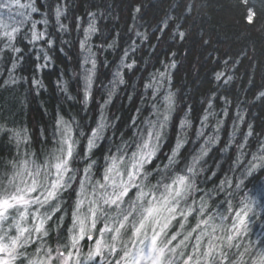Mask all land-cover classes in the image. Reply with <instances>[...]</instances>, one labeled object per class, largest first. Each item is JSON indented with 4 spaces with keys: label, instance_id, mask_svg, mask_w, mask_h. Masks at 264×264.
<instances>
[{
    "label": "snow or ice",
    "instance_id": "6c2138e0",
    "mask_svg": "<svg viewBox=\"0 0 264 264\" xmlns=\"http://www.w3.org/2000/svg\"><path fill=\"white\" fill-rule=\"evenodd\" d=\"M249 2L240 0L247 9L244 19L251 25L256 12L253 7H248ZM43 7L37 5V0L26 3L0 0V9L15 10V15L13 12L8 15L17 25L5 23L0 12V37L4 43V47L0 48V59L6 58L10 64L3 85L14 86L19 80L26 79L15 76L19 62L24 59V49L18 47L17 42L21 26L26 21H30V27L19 36V40H27L28 45L33 47L39 46L38 60L52 61L51 53L57 50V43L71 46V42L61 35L70 32L69 26L61 22L66 15L67 4L61 0L52 13L59 29L55 36L49 31V18L43 21L32 19V14ZM184 7L190 13L194 5ZM139 11L137 7L136 12ZM87 15V26L82 29V38L78 40L80 72L72 73L73 79L79 76L82 82L79 91L83 98L79 102L84 111H88V104L94 98V83L98 75L97 52L93 51L91 38L100 31L96 13L88 12ZM17 17L21 19L17 20ZM80 19L76 18L78 32L81 31ZM170 19L166 14L161 22L163 27L157 31L167 28ZM41 24L45 26L43 30ZM135 34L142 40L149 39L146 33L137 31ZM177 34L180 39L186 35L179 28ZM115 46L114 39L107 48ZM97 47L104 50L103 45ZM137 48L133 41L124 50L112 79L107 85H102L106 98L100 104V115L94 127L86 131V126L75 115L65 118L58 110L51 133L56 147L25 151L23 161H0V165L16 169L11 175L5 172L7 183L0 178V264H264V241L260 242L261 247L249 244L243 251H240V244L234 243L249 232L250 214H254L257 196L264 198V136L255 133L252 124H247V131L237 142L235 137L240 131L239 124L245 123L243 112L238 111L230 138L219 149L221 152H227L230 147L235 149V159H232L229 168V171L241 175L235 189L246 187L247 181L255 192V195L242 196L235 203L234 192L227 191L233 186L232 179L226 176L216 184L212 181L216 172L203 167L205 157L214 146L222 143L220 132L225 124L224 117L229 115L227 105L232 103L227 97H219L213 92L212 98L208 99L200 127L195 129V136L203 138V143L190 159H185L181 151L188 143V130L193 128L189 118L190 108L179 121L174 146L161 157L162 141L166 139V129L177 108V93L171 90L172 75L167 71L176 67L174 59L164 65L165 70L149 72L147 81L142 82V87L151 90L152 97L157 101L152 103L150 113L156 119L145 118L143 121L148 125L146 134L141 130L125 140V133L121 132L120 143L110 145L107 152L101 150L99 142L112 139L106 133L112 129L115 135V121L120 119L116 116L110 120L106 115L107 106L119 86L127 83L126 71L135 69L137 60L131 58L130 53L134 54ZM58 51L65 52V48L60 47ZM11 53L18 55L13 57ZM65 55L68 60L73 59L67 52ZM102 63L107 66L108 61ZM46 67L47 63L36 65L37 69ZM225 76L224 72H216L214 79L230 83L233 78L227 76L225 79ZM28 79L39 91L42 82L35 76ZM68 84L67 80H57L67 99L76 100L70 94ZM165 85L168 87L162 92ZM148 94H141V100ZM258 98L264 99V91L259 92ZM128 99L131 101L133 94H129ZM216 99H223L225 103L220 114L214 111ZM136 112L141 113V109L138 107ZM210 117L215 118V124L211 125V132H206ZM136 119V116L132 118L133 127ZM0 132L4 135L11 132L17 141V149L21 142L26 147L30 146L31 138L26 137L22 141L18 130L0 125ZM38 133L40 142L48 140L47 129L41 127ZM254 135L258 141L257 148L248 152L249 138ZM97 150H101L103 162L101 157L96 156ZM217 167L220 165L217 164ZM205 171H211L205 183L212 181L214 185L206 190L198 186V178ZM22 176L27 179L17 183V178ZM197 193L200 194L198 199L195 196ZM221 194H224L223 200L219 199ZM66 195L68 199H65ZM69 200L72 202L69 203ZM261 203L264 205V200ZM190 218L195 220L194 225H190ZM217 218L220 221L218 224L215 223ZM29 222L30 226H26ZM209 225L211 231H208ZM217 230L221 234L217 235ZM53 234L55 247L49 244ZM181 236L183 238L174 245L173 242ZM205 237L208 238L206 247L203 246ZM62 238H65V243H60ZM190 240H194L192 254L186 256L184 249L189 246L187 242ZM84 247L88 251L82 261L81 249ZM234 248L237 251H232Z\"/></svg>",
    "mask_w": 264,
    "mask_h": 264
},
{
    "label": "trees",
    "instance_id": "16d2710c",
    "mask_svg": "<svg viewBox=\"0 0 264 264\" xmlns=\"http://www.w3.org/2000/svg\"><path fill=\"white\" fill-rule=\"evenodd\" d=\"M21 2L26 3L30 0H21ZM60 2L61 0H37V5L44 7L41 11L32 14V19L38 21H43L45 18L51 20L49 31L53 36L59 29L52 19V13L55 5ZM63 2L67 4V11L61 22L69 26L70 32L61 35L63 39L71 42V46L57 43V50L51 53L52 61L38 60L39 46L33 47L28 45L27 40H19V36L30 27V21H26L21 26L17 42V46L24 49V59L19 62L15 72L17 78L26 79L19 80L14 86L3 85V80L8 77L6 69L10 64L6 58L0 59V125H4L6 129L20 131L22 141L26 137L31 138L29 147L21 142L17 149V141L12 133L4 135L0 132V161H23L25 151H42L44 148L51 150L56 147L51 139V133L58 110L65 118L75 115L86 126V131L94 127L100 115V104L106 98L102 85H107L112 79L124 50L135 41L138 48L130 55L137 60V65L133 71H126L127 83L119 86L118 92L107 106L108 118L112 120L119 116L120 119L115 121V135L112 129L106 133V136L112 139L99 142L101 150L107 152L110 145L120 143L121 132L125 133V140L141 130L146 134L148 125L143 121L145 118L156 119V116L150 113H152V103L157 101L152 97L151 90L142 87V82L147 81L149 72H155L157 69L165 70L164 65L174 59L176 67L168 68L167 71L172 75L171 90L177 93V108L166 129V139L162 141L161 157L169 152L171 146H174L179 121L183 118L184 112L190 108L189 118L193 122V128L188 130V143L181 151L185 159L191 158L203 143V138L195 136V129L200 127L207 101L215 92L219 97H227L232 103L227 105L229 115L224 117L225 124L220 132L222 143L214 146L205 157L206 164L203 167L216 172V176L212 177V181L216 184L226 176L232 179L233 186L227 188V191L234 192V203L244 195H255L253 186L247 181H245L247 186L244 188L234 187L241 178L239 172L229 171L232 159H235L234 147H230L227 152H221L219 149L223 147V142H227L230 138L233 120L238 111L243 112L245 123L239 124L240 131L235 137L237 142L242 140L241 134L247 131V124H252L254 132L264 136V99L258 98L259 92L264 91V0H250L248 7H253L256 12L254 23L251 25L244 19L247 9L240 0H63ZM185 5H194L190 13L186 11ZM137 7L140 8L139 12H136ZM0 12L3 13L5 23L17 26L8 15L10 12L15 15L14 9H0ZM88 12L96 13L97 27L100 31L91 38L93 51L97 52L98 75L94 83V98L88 104V111H84L83 105L79 102L83 98L79 91L82 82L79 76L73 79L72 73L80 72L81 56L78 40L82 38V29L87 26ZM166 14L171 17L168 21L169 26L163 31H157L158 28L163 27L161 22L165 20ZM77 17L81 18L79 32L75 28ZM16 19L19 20L21 17ZM44 27L43 24L40 25L41 30ZM177 28L185 32L184 39L179 38ZM137 31L146 33L149 39L145 41L137 37L135 34ZM114 39L116 46L108 49L107 45ZM98 45H103L104 50L101 51ZM3 47V38L0 37V48ZM60 47H64L65 52L73 59L68 60L65 52L58 51ZM11 55L15 57L18 54L11 53ZM104 60L108 61L107 66L102 63ZM161 61L164 63L162 64ZM225 61L228 62L227 65ZM40 63H47L48 67L37 69L36 65ZM216 72H224L225 79L227 76L233 79L230 83L224 84L214 79ZM33 76L42 82L39 91L29 82L28 78ZM58 79L69 81V92L76 97V100L67 99L57 85ZM167 87L168 85H165V89L161 91H165ZM145 92L149 94L145 95L142 101L140 97ZM129 94H133L131 101L128 99ZM214 105V111L218 114L225 107L223 99L214 100ZM138 107L141 109L139 114L136 112ZM134 116L137 118L135 127L132 126ZM213 124L215 118L210 117L209 127L205 131L211 132ZM41 127L47 129L48 136V140L43 143L40 142L38 133ZM249 141L246 151L253 152L257 148V137L254 135ZM101 150H97V157H101ZM112 151H115L114 147ZM101 162H103L102 157ZM217 164L220 167H217ZM13 170L11 167L0 165V178H4L5 172L11 175ZM209 176L211 171H205L198 178V186L201 189L206 190L214 186L212 181L205 183ZM199 195V193L195 194L197 199ZM72 198L74 199V196ZM65 199H68L67 195ZM219 199L223 200L224 194H221ZM262 200L264 198L257 196L254 214H250L249 232L234 242L241 245L240 251L249 244L262 246L260 243L264 241ZM71 202L69 200V203ZM219 222L217 218L215 223ZM194 224L195 220L190 218V225ZM187 230H190V227L186 228L185 234ZM216 234L221 233L217 230ZM65 238H62L60 243H65ZM179 238L182 239L183 236ZM52 240L55 241V234ZM187 243L189 246L184 249L186 256L192 254L191 244L194 240ZM232 251L237 250L234 248Z\"/></svg>",
    "mask_w": 264,
    "mask_h": 264
},
{
    "label": "rangeland",
    "instance_id": "374dc122",
    "mask_svg": "<svg viewBox=\"0 0 264 264\" xmlns=\"http://www.w3.org/2000/svg\"><path fill=\"white\" fill-rule=\"evenodd\" d=\"M17 167L20 168L21 166L18 164ZM15 170H16V169H14L13 172H14ZM13 172H12V173H13ZM21 179H27V177H26V176L18 177V178H17V183H19ZM4 182L7 183V179H4ZM21 186H23V185H21ZM26 226H30V222H29L28 224H26ZM208 231H211V225H210V228L208 229ZM179 239H180V238H178L177 241L173 242L174 245H175L176 243L179 242ZM207 239H208V238L205 237V243H204V245H203L204 247H206ZM89 243H91V242H89ZM49 244H50L52 247H55V246H56V243H55L54 240H50V241H49ZM30 250H31V249H30ZM87 251H88V248H87V247H84V248L81 249V253H82V254H81V260H82V261H83L84 255H86ZM54 254H55V253H54ZM74 259H75V258H74Z\"/></svg>",
    "mask_w": 264,
    "mask_h": 264
}]
</instances>
